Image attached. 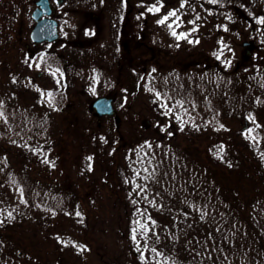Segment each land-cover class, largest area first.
I'll return each instance as SVG.
<instances>
[{"label":"rangeland","instance_id":"rangeland-1","mask_svg":"<svg viewBox=\"0 0 264 264\" xmlns=\"http://www.w3.org/2000/svg\"><path fill=\"white\" fill-rule=\"evenodd\" d=\"M36 1L0 0V98L7 101L6 106L24 110L26 114L31 113L32 117L41 120L49 113L45 97L49 96L50 91L53 92L51 78H13L15 82L8 88L9 78L2 77L9 69L16 77L21 76L24 70L30 76L37 77L41 71L43 77L46 76L40 61H33V67L27 68L29 53L23 46L29 42L28 35L34 25L31 14ZM181 2L182 0H63L57 15L60 34L64 41L72 40L70 47L75 65L78 64L79 72L85 73L88 78L73 79L70 103L60 102V106L53 110L45 135L40 138H33L31 135L28 140L25 139L26 145L23 146L22 152H11L18 147L19 142L14 139L19 137L14 134L1 136L0 161L4 164V155L7 154L11 169L17 170L18 165L22 171L25 169L23 179L27 177L32 182L41 183L42 190L51 186L53 195L61 202L58 208L64 207L65 201L68 202L69 198H72L76 204H68L70 207L107 210L100 219H96L92 229L88 230L85 240L88 244L83 245L81 242L78 248L66 247L65 244H71L69 236L84 239L79 229L80 220L72 217V213L69 216L54 213L57 208L55 206L42 207L28 203L26 198H34V193H27V188L26 191L20 188L18 181L14 186L6 176L0 175V208L4 209L0 211V220L3 221L0 223V237L9 238L10 251L21 264H66L71 261H80L81 264H121L120 258L125 264H130L131 254L124 244L127 236L123 234L128 226V217L124 215L127 208L123 206L118 193L125 191V196L128 197L132 192L131 189L122 188V185L127 176L135 172V161L140 160L136 157L139 147L155 149L164 138L168 140L163 144L184 147L187 145L182 141L185 138L181 137L186 132L184 129L203 126L204 120L198 118V112L190 114L189 107L185 108V105L181 107L171 104L170 112L159 107L153 110V103L148 94L139 92L136 98L134 97L133 82L139 78H131L134 67L130 66L125 56V50L130 49L131 44L129 42L127 48L124 47L126 40L120 38L121 31L132 40L138 30L139 35L144 34L142 40L145 43H153L156 75L158 71L168 67L172 77L190 74L189 71L192 70L218 71L219 67L232 73L235 66L244 65V42H250L252 49L248 59L250 62L246 64L248 69L264 61V28L255 27L248 16L243 17V14L239 13L235 19L232 7H226L223 15L212 13L208 11V0H187L183 8H180ZM153 5L159 7L160 11L149 12L148 8ZM174 10H178L180 20L174 23L172 28H169L167 23H172L175 17L170 18L164 25L157 22ZM255 11L257 14L261 12L257 9ZM197 15L199 19H196ZM127 16L136 24L133 22L134 24L125 25ZM219 16L223 17L220 21ZM212 27L215 31H210ZM95 31L98 33L97 41L94 45L87 46L88 37L90 39ZM173 31L177 35H173ZM181 33L186 34V37H182ZM77 42L86 44L78 47ZM20 47L24 54H20ZM62 48L60 45L59 49ZM162 56L165 58L161 59ZM207 59L211 66L207 65ZM119 60L125 64L123 69L126 78H121L118 72ZM81 63L85 67H81ZM94 67L101 69L103 73L106 71L103 74L106 78H90ZM139 76L142 79V75ZM44 79V85L49 88L42 86V90L37 86H40ZM60 79L62 78H56V83L60 81L58 88L61 92L64 84ZM177 79L192 82L191 78L186 77L170 78L171 92L177 88ZM212 79L202 78L208 80L210 85H213ZM195 91L197 95L199 90L195 88ZM115 92L120 95L115 106L119 123H116L114 118L102 119L99 122L91 108L92 102L100 96L113 95ZM168 102L172 103L173 100ZM219 104L217 101L210 104L212 120L205 126V132H201V129L197 131L192 139L196 145H187L186 149L189 151L185 153L195 160L194 162L201 161L199 166H203L202 163H205L208 156L223 164L229 161L233 165L232 168L229 167L231 172L225 170L221 173L223 193L225 196L227 194L232 202L244 205L251 195L262 199L264 173L261 177L260 174L252 177L245 170L247 167L244 165V159L237 160L232 157V152L241 145L242 150L251 159V147L248 142L253 139L260 143L254 145V151H264V108L250 114L251 106L247 98L243 100L241 108L233 111L236 112L234 115H229L233 110L232 103H224V115L218 108ZM200 107L199 110L202 111V103ZM2 111L6 112L4 109ZM1 126L5 127L6 124L2 123ZM207 141L209 145H205V148ZM220 144L225 146L224 152L217 150ZM217 154L222 157H217ZM254 157L255 152V160ZM237 161L244 166L236 167ZM260 166L264 171V165L261 163ZM133 189L137 191L138 188ZM235 198L239 201L236 202ZM9 212L12 213V218L8 217ZM59 238H65V242L58 241ZM89 246L92 247L91 253L88 252ZM28 256H32L30 261L27 260ZM116 258L119 259L118 263Z\"/></svg>","mask_w":264,"mask_h":264},{"label":"trees","instance_id":"trees-1","mask_svg":"<svg viewBox=\"0 0 264 264\" xmlns=\"http://www.w3.org/2000/svg\"><path fill=\"white\" fill-rule=\"evenodd\" d=\"M208 4L210 5L208 11L212 13L223 15L224 10H227L226 7H232V11H235V19L238 17L237 14L242 13L243 17L248 16V19L254 22L255 27L262 26L264 28V24L258 23L259 19L264 18V0H219L217 4ZM256 9L261 11L260 14H257ZM221 18L223 17L218 20L220 21ZM235 27L238 28L236 25ZM242 61L243 67L235 66L232 73L219 67L218 78L212 79L213 85H210L208 80L203 81L202 111L198 113V118L204 120V123L202 128L200 126L184 129L186 132L181 137L186 139V141L185 139L182 141L188 146L196 145L192 139L197 131L201 129V132H205V126L212 120L210 104L213 101L221 104L218 108L224 115L226 114L222 107L224 103H232L233 110L229 112L230 115L237 108H241L243 100L247 98L251 106L250 114L264 108V61L255 64L252 69H248L246 66L250 60ZM233 96L235 97L233 98ZM44 122L46 121L37 120L34 117L27 119L26 138L28 139L31 135L33 138H40L45 135L46 129L42 125ZM159 139L162 138L159 137ZM167 140L162 139L163 142H167ZM163 142L158 143L157 147L152 150L147 146L139 147L136 157L140 160L135 161V172L128 175L127 182L122 185V188L132 190L131 195L128 193V197L125 196V191L118 193L123 206L127 208L124 210V215L128 217V226L125 229L127 232L125 231L123 234L127 236L124 244L131 254L130 264H264V197L258 199L255 195H251L244 205H240L236 198L234 200L238 204L232 202L227 194L224 195V184L221 183V173L225 170L231 172L229 167H233L229 161L227 164H223L210 159V156L207 157L205 154L207 157L205 163H202L203 166H199L201 161L196 163L189 155H186L185 152L189 151L186 149L187 145L182 147L177 144H163ZM208 143L207 141L204 146L209 145ZM256 144H260L256 139L248 142L251 147H249L250 153H252L251 159L242 150L243 146L241 145L234 149L232 157L237 160L244 159V165L247 167L245 170L252 177L258 174L261 177V174L264 173L263 167L260 166L261 163L264 165V156L261 154L264 151H254L253 147ZM217 150L224 152L225 146L220 144ZM253 152H255V160ZM246 155H248L247 159H245ZM216 156L222 157L218 154ZM239 165L243 164L237 161L236 167ZM145 168L148 169L147 172L144 171ZM136 172H139L140 175L137 176ZM144 177H148V179H144ZM10 181L15 180L10 179ZM23 182H25L27 193L35 195L32 199L26 198L28 203L42 207L55 206L57 208L54 209V213L66 216L72 213V217L75 216L78 221L80 220L79 229L84 239L69 236L71 244L64 246L78 248L77 246L81 242L83 245L84 243L88 244L85 242L88 230L92 229L93 223L107 209L87 210L78 206L73 208L68 205L76 204L72 198H69L68 202L65 201L64 207L58 208V204L61 202L58 197L53 195L51 186L42 190L41 183L32 182L27 177L23 179ZM136 184L146 186V190L141 192L140 189H137L136 191L133 189ZM237 188L239 189V187ZM39 189L42 190L41 193ZM238 191L241 194L240 189ZM145 196H147V200L144 199ZM152 200L156 202L155 207L149 203ZM6 207L8 208V206ZM198 209L207 212L203 219H201V211ZM2 210L4 209L0 208V211ZM77 212L80 213L79 216H77ZM149 216L151 220L155 221V225L148 220ZM136 220H139L140 223H147L150 229L146 236L142 235L143 229L136 233L139 245L132 239V229L138 227L134 223ZM157 237H159L158 240ZM8 239L0 237V264H21L12 255ZM58 241L65 242V238H59ZM137 246L141 251L136 250ZM152 247L157 249L160 253L159 256L151 251ZM88 252H92L91 246H89ZM141 254H143L144 260L141 259ZM31 259L32 256L27 257V260ZM118 260L116 258L115 261L118 263ZM120 261L121 264H125L121 258ZM66 264H81V262L71 261Z\"/></svg>","mask_w":264,"mask_h":264},{"label":"flooded vegetation","instance_id":"flooded-vegetation-1","mask_svg":"<svg viewBox=\"0 0 264 264\" xmlns=\"http://www.w3.org/2000/svg\"><path fill=\"white\" fill-rule=\"evenodd\" d=\"M207 1V0H205ZM128 2V0H126ZM63 0H50V9H51V14L50 15H42L40 17V20L43 19H52L56 20L58 23V37L52 41L49 40H44L41 42H34L32 39V29L34 28L36 21H34L33 27L30 29L29 35H28V40L29 42H26L23 44L24 50L28 51L29 55V64H27V68H32L33 67V61L37 62L40 61L42 65V69L46 71V76L44 75L43 77V72H39L37 77L35 76H30L27 74V72L24 70L23 74L20 76H17L15 74H12L11 69L10 73L9 70L6 71L2 77L3 78H9V81L7 83L8 88H10V84H13V78H24V80H27L28 78H51V83L53 87V92L50 91L52 96H46L45 100L47 102V107L49 110L45 118H41V120H45L46 122L42 123L43 127L46 129L50 125V118L53 114V110L55 108H58L60 106V102H67V104L70 103V100L72 99L70 96V92L73 91L71 88L73 79L74 78H88L87 75L83 72H79L78 64L75 65V61L72 57L71 53V47L70 41H64L61 34H60V28H59V20H57V15H58V9L62 5ZM35 8H36V2H35ZM133 11V10H132ZM32 16V14H31ZM99 17H96L98 19ZM126 23L125 25H130L131 23L134 24L135 21L131 20L129 16H127ZM134 22V23H133ZM136 24V23H135ZM23 29V28H22ZM123 30V29H122ZM198 31V28H196ZM210 31H215L214 28H210ZM117 32V31H116ZM140 32L137 30L135 33L133 39L131 40L130 37L124 36L123 31H121V36L120 38L126 40L124 43V47L128 45L130 42L131 48L125 50V56L127 62L130 63V66L132 65L133 71H131V78H139V80H135L133 82V86L135 88V98L136 95L139 92H144L148 94L151 98V103H153V110H156V107L162 108L165 111L170 109L171 104H177V101H183V105H185V108L189 107V110L191 111L190 114H195L199 113L201 110H199V107L202 103L203 97L202 95V83L204 80L202 78H218V73L217 70H212L213 73L210 72H202L201 70H192L189 71L190 74L184 75V76H178V77H172L170 74V69L169 67L166 69H162V71H158L156 75V71H153L156 69L154 63H155V48L153 43H145L142 40V36L144 35H139ZM91 38L89 39L88 37V45L91 46L94 45V43L97 41L98 38V33L95 31L91 34ZM116 36H118V32L116 33ZM86 42L84 43V45ZM134 44V47H133ZM62 45V49H59V46ZM80 42H77L78 47L84 46ZM90 48V47H89ZM127 48V47H126ZM21 52L20 54H24V50L20 47ZM91 50V49H90ZM90 50L88 52H90ZM165 51V50H164ZM165 54V53H163ZM168 55V53H166ZM160 58L159 56H157ZM165 57L162 56L161 59H164ZM211 61V58H209ZM122 60H119V74L120 77L126 78L124 75L125 70L123 69V66L125 64L121 63ZM207 65H212L209 64V60L207 59ZM81 67H85L81 63ZM217 69V66H215ZM155 68V69H154ZM83 69V68H82ZM104 71V69L102 68ZM106 73V71H104ZM101 72V69L99 68H93L91 70V74L89 77L90 78H106ZM142 75V79H140V76ZM191 78L190 80L192 82H188L187 80H182V79H177L175 81V85L177 88H175L174 92L170 91V78ZM54 78V79H53ZM56 78H62L60 79L63 84L64 88L60 92V89L58 88V85H60V81L56 83ZM117 78V77H116ZM16 80V79H15ZM31 81V80H30ZM45 84V79L41 83L40 86H37L38 88L44 90L42 86L47 87ZM57 84V87H56ZM62 84V83H61ZM180 86V87H179ZM192 87L191 89L188 87ZM37 88V89H38ZM194 88V90H193ZM198 89L199 93L196 95V91ZM72 89V90H71ZM149 89H152L149 91ZM138 91V92H137ZM61 93V94H60ZM119 93V92H118ZM117 92H115L113 95H109L107 97H111L114 99V107L116 106V102L119 100L120 95ZM156 93H160V98L157 99ZM11 94V92H10ZM46 95V94H45ZM7 96V95H6ZM9 96V95H8ZM43 96V95H40ZM57 96V97H56ZM56 97V98H54ZM169 100H173L172 103L168 102ZM0 103H2L3 108L7 114V117L5 118L6 114L4 113V117H0V138L1 136H9L11 134H14L15 136L19 137L17 140L14 139V141H17L19 143L18 147H15L11 152L13 154L18 153L19 151L22 152L23 146H25V139L26 138V120L29 118H32V114L29 113L28 115L24 112V110H17L15 108H10L8 105L7 101L3 100L0 98ZM93 103V102H92ZM42 104V103H41ZM157 104V105H156ZM162 105H166L167 107H163ZM179 105V104H178ZM5 106V107H4ZM42 106V105H41ZM193 107V109L191 108ZM92 108V105H91ZM116 108V107H115ZM166 108V109H165ZM192 109V110H191ZM201 109V107H200ZM64 108L61 109L63 111ZM93 110V109H92ZM93 112L96 115V111L93 110ZM116 114H118L117 108H116ZM185 114V113H184ZM117 115H111V116H103V117H97L98 121L101 122L102 119H109V118H114L116 119ZM53 119V118H52ZM2 123H5L6 126L2 127ZM51 124L53 122L51 121ZM24 139V140H22ZM11 141V140H8ZM5 158V163L3 164L0 161V175L6 176V179H14L15 181H10L11 184L15 186V182L18 181L19 187L25 189L26 191V185L25 182H23V177L26 174V171H22L20 168L21 166L18 165L17 170L16 169H11V161L9 160L8 155H4ZM20 168V169H19Z\"/></svg>","mask_w":264,"mask_h":264},{"label":"water","instance_id":"water-1","mask_svg":"<svg viewBox=\"0 0 264 264\" xmlns=\"http://www.w3.org/2000/svg\"><path fill=\"white\" fill-rule=\"evenodd\" d=\"M37 5L38 8L33 12L36 25L32 30V39L34 42L52 41L58 37V23L52 19L40 20L42 15L51 14L50 0H38ZM248 45L250 43H244V46ZM92 107L96 110L98 116L113 115L116 112L113 107V99L108 97L98 98L93 102Z\"/></svg>","mask_w":264,"mask_h":264},{"label":"snow or ice","instance_id":"snow-or-ice-1","mask_svg":"<svg viewBox=\"0 0 264 264\" xmlns=\"http://www.w3.org/2000/svg\"><path fill=\"white\" fill-rule=\"evenodd\" d=\"M208 2L211 3V4H216V3H218V0H208ZM186 3H187V0H182V2H181V4H180V8H183V7L185 6ZM148 11H149V12H159V11H160V8L157 7L156 5H153V6H151V7L148 8ZM177 12H178V10H174V11L168 12L166 15H164V16H163L160 20H158L157 22H158L159 24L164 25V24H166V23L170 20V18L175 17V20L172 21V23H167V26H168L169 28H172V27H173V24L180 20V17L177 15ZM199 18H200V17L197 15L196 19H199ZM189 23H193V24H194L195 21H189ZM258 23H260V24H264V18L259 19V20H258ZM177 26H178V25H177ZM225 30H227V29H225ZM193 31H195V29H193ZM172 34H173V35H177V33H176L175 31H173ZM180 35H181L182 37H186V34H184V33H181ZM190 42H191V41H190ZM197 42H198V41H197ZM218 58H219V57H218ZM153 71H155V70H153ZM13 82H15V81H13ZM151 90H152V89H149V91H151ZM48 95H49L50 97L52 96L51 93H49ZM156 95H157V99H159V98H160V93H156ZM177 104H179V105L182 107V106H183V101H177ZM162 106H163V107H167L166 105H162ZM2 108H3V105H2V103H0V109H2ZM168 111L170 112L171 109H168ZM3 115H4L3 111L0 110V116H3ZM252 119H254V118H252ZM182 127H183V125H182ZM221 127H222V126H221ZM258 127H259V125H258ZM221 150H222V146H221ZM261 155L264 156V153H262ZM89 159H91V157H89ZM149 163H151V162L149 161ZM229 166H231V165H229ZM144 171L147 172L148 169L145 168ZM136 175L139 176L140 173H139V172H136ZM150 175H151V174H150ZM144 179H148V177H144ZM126 182H127V181H126ZM135 188L140 189L141 192H144V191L146 190V186H141V185H139V184H136V185H135ZM130 195H131V193H130ZM157 195H158V194H157ZM144 199L147 200V196H145ZM22 202H24V201H22ZM133 203L135 204L136 201L134 200ZM149 203H151L154 207L156 206V202H155V200L149 201ZM198 210H200V209H198ZM200 211H201V219H203L204 216L207 215V212H205V211H203V210H200ZM79 215H80V213L77 212V216H79ZM8 217L12 218V213H11V212L8 213ZM148 220H150L151 223H152L153 225H155V221H154V220H151V217H150V216L148 217ZM0 223H3V221L0 220ZM134 223H135L138 227L132 229V233H133V234H132V239H133V241L137 242V245H139V241H137L136 233H137L140 229H143L144 231H143L142 235L146 236L147 233H148V231H150V229L148 228V224H147V223H140L139 220H136ZM217 231H219V229H217ZM158 239H159V237H157V240H158ZM146 246H147V245H146ZM136 250H137L138 252L141 251V249H140L139 246H137V249H136ZM151 251L154 252V253H156L157 256L160 255V253L157 251V249H156L155 247H152V248H151ZM197 254L199 255V253H197ZM209 258H211V257H209ZM141 259H142V260L145 259L144 256H143V254H141Z\"/></svg>","mask_w":264,"mask_h":264}]
</instances>
